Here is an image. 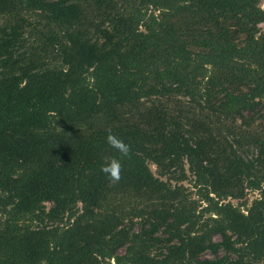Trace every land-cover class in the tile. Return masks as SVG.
<instances>
[{"label": "trees", "instance_id": "trees-1", "mask_svg": "<svg viewBox=\"0 0 264 264\" xmlns=\"http://www.w3.org/2000/svg\"><path fill=\"white\" fill-rule=\"evenodd\" d=\"M260 23V0H0V264H264Z\"/></svg>", "mask_w": 264, "mask_h": 264}, {"label": "rangeland", "instance_id": "rangeland-1", "mask_svg": "<svg viewBox=\"0 0 264 264\" xmlns=\"http://www.w3.org/2000/svg\"><path fill=\"white\" fill-rule=\"evenodd\" d=\"M260 6L262 8H264V0H260ZM258 27H259V32L258 33L264 31V23L258 24ZM237 39H239L238 40L239 43H242L244 41L243 34L242 35L240 34ZM125 110H129V107H126ZM247 115H249V113ZM252 115L255 118L254 119L255 123H257L258 125H263L264 124V113H263V111H261L260 109H256L255 111H253ZM150 168L155 174H157L156 166L153 163H150ZM182 183H183L182 185L184 186L186 191L189 192L188 194L190 195V198L193 199L195 201V203L201 204V206H202L203 203L198 201L199 197H198L196 188L193 187V180L191 179L189 174H188L187 178L182 181ZM244 192H245V194H244V196L241 199L228 197V200H230L233 203V205H241V208L243 210H245L246 205L249 206V203L251 202V200L258 195L257 191L247 190V191H244ZM49 206H50V203H46V207L48 208ZM197 209H199V207H197ZM208 215L209 214H205L204 217H206ZM125 222H127V221H124L123 223H125ZM123 223H122V225H123ZM136 228L137 227H135V229ZM213 239L215 241H217V240L220 239V237H219V235L215 234V235H213ZM118 251L122 252L123 251V247L120 248ZM218 254H220V255L223 254V250L221 248L218 250ZM204 256L205 257H213V254L210 253V251L205 250L204 253H202V257H204Z\"/></svg>", "mask_w": 264, "mask_h": 264}, {"label": "clouds", "instance_id": "clouds-1", "mask_svg": "<svg viewBox=\"0 0 264 264\" xmlns=\"http://www.w3.org/2000/svg\"><path fill=\"white\" fill-rule=\"evenodd\" d=\"M106 142L111 148L115 149L119 153L120 158L118 159L113 157L108 163L102 165L101 172L106 175L110 184H116L122 178L121 160L131 158L132 148L130 144L113 134L110 129L108 130V134L106 136Z\"/></svg>", "mask_w": 264, "mask_h": 264}]
</instances>
